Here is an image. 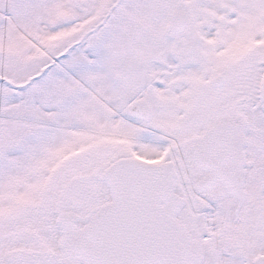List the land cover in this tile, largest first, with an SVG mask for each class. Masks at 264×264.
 Here are the masks:
<instances>
[{
  "label": "snow or ice",
  "instance_id": "obj_1",
  "mask_svg": "<svg viewBox=\"0 0 264 264\" xmlns=\"http://www.w3.org/2000/svg\"><path fill=\"white\" fill-rule=\"evenodd\" d=\"M0 264H264V0H0Z\"/></svg>",
  "mask_w": 264,
  "mask_h": 264
}]
</instances>
